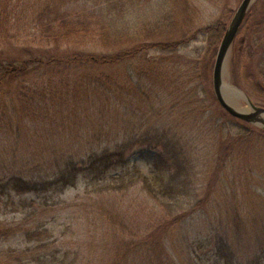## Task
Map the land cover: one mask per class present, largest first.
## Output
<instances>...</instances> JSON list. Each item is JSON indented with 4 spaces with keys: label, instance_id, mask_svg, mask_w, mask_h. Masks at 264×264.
Wrapping results in <instances>:
<instances>
[{
    "label": "rangeland",
    "instance_id": "rangeland-1",
    "mask_svg": "<svg viewBox=\"0 0 264 264\" xmlns=\"http://www.w3.org/2000/svg\"><path fill=\"white\" fill-rule=\"evenodd\" d=\"M186 1H160L173 12L175 29L169 40L184 38L179 47L144 49L138 56L123 58L114 65L44 69L46 72L37 75L43 100L38 99L40 93L32 106L19 99L16 106L22 118L13 127L6 119L0 121V182L10 174L47 176L65 167L71 156L87 158L106 149L114 151L125 141L134 142L126 151L129 167H137L140 171L133 169L137 174H149L148 159L155 151L150 153L137 138L155 130L174 138L184 150L189 167L184 173L190 185V193L184 197L188 206L206 198L200 209L186 215L182 225L170 229L169 252L177 264H193L188 251L207 236L213 239L214 226L222 231L219 221L228 223L232 219L228 213L239 212L247 224L264 215V133L256 129L251 136L240 139L238 134L252 125L232 120L218 102L212 78L221 40L214 43L204 30L218 22L228 25L242 0ZM144 15L136 22L141 35L135 42L127 39L107 45L86 36L62 43L64 50L55 53L85 50L128 54L125 51L130 52L134 45L160 39H145L148 27L157 29L156 19ZM236 36L230 56V80H237L238 86L264 107V0L255 1ZM38 47H48L52 52L56 46L31 43L26 36L0 39V52L9 56ZM240 104L247 106L244 101ZM215 171L220 173V180L216 179L218 175L214 177ZM82 176L76 185L64 190L59 206L46 207L42 213L44 195H3L1 225L15 227L18 223L34 225L41 221L54 229L52 237H43L46 241L54 247L69 243L68 247L85 257L90 255L91 264H109L117 260L120 251L127 250L128 246L118 248V236L133 243L148 240L157 230L163 211L148 197L140 175L134 183L127 180L123 185L119 181L115 190L103 191ZM21 199H27L25 209L18 203ZM28 212H33L30 219H26ZM249 228L255 231L251 224ZM249 239L240 252L244 260L252 258L257 250L255 238L250 235ZM38 242L28 240L21 232L9 238L0 236V251L25 249Z\"/></svg>",
    "mask_w": 264,
    "mask_h": 264
},
{
    "label": "trees",
    "instance_id": "trees-1",
    "mask_svg": "<svg viewBox=\"0 0 264 264\" xmlns=\"http://www.w3.org/2000/svg\"><path fill=\"white\" fill-rule=\"evenodd\" d=\"M160 1L165 0H0V39L14 37L17 40L22 37L31 39V43L55 44V50L40 48L34 52L29 48L19 56H9L0 52V121L8 120L12 127L21 115L16 102L20 99L30 106L41 94L39 100H43L40 82L37 81L38 74L46 72L44 69L64 66L65 69L73 67L88 66L89 64L114 65L126 57H135L145 49H156L158 51L171 50L179 47L180 40H169L174 35L175 24L173 12L170 8L161 6ZM167 1V0H166ZM187 2L186 0H184ZM160 2V4H159ZM184 4V3H183ZM186 6L184 9H186ZM144 16H152L156 19L154 29L148 27L145 39L149 37H160L158 41L147 42L144 37L140 45H134L128 54L106 53L96 54L85 50L67 51L63 44L75 38L91 36L98 38L103 44L116 45L119 41L127 40L135 42L141 33L136 22ZM165 22V24H164ZM227 23L218 22L209 25L204 29L210 33L214 43H218L226 28ZM5 35V36H4ZM32 48V47H31ZM27 55V56H24ZM233 61L232 74L236 77ZM40 76V75H39ZM235 79V78H234ZM236 82L237 80H234ZM68 85V83H67ZM38 103H41L40 101ZM231 116V115H230ZM232 117V116H231ZM240 120L232 117V120ZM241 121V120H240ZM19 123V120L18 122ZM264 133V129L252 125L251 128H244L239 138L251 136L255 130ZM155 130L153 133H142L137 138L138 142L145 143L150 153L155 151L154 157L149 158L151 172L140 173L137 167H129L130 158L126 151L133 145L132 141H125L121 148L110 151L104 150L101 153H94L87 158H74L71 156L66 160V166L47 176L40 178H28L21 174L6 175L5 180L0 182V198L15 195L34 193L44 195L41 212L46 207H57L62 203L61 194L69 186L78 183L80 175L100 189L115 190L117 182L126 184L134 183L136 176L143 181V188L156 203L161 211L160 222L156 231L139 242H130L126 238H117L118 248L127 247V250L120 251L117 260L109 264L134 262L144 264H177L169 249V232L178 224H183L186 215L200 209L206 198L192 206H188L185 194L190 193V185L185 176L188 171L184 160V150L170 138L165 132ZM180 147V148H179ZM135 169V170H133ZM219 176L216 178V176ZM214 177L220 180V173L215 171ZM128 185V184H127ZM218 189H215V192ZM209 193V191H208ZM24 209L28 206L27 199L18 202ZM7 204V202H6ZM33 212H28L26 219H30ZM232 219L227 222L219 221L223 225L213 227L214 238L207 236L199 240L194 250L188 251V258L193 264H264V215L261 219L252 218L249 223L254 226L250 230L247 222H242L239 212L228 213ZM0 222V236L11 237L19 232L23 233L30 241L40 242L32 244L25 249L9 248L0 251V264H91V256L80 254L78 250L64 246L54 247L51 242L43 237H52L54 229L46 226L40 221L39 224H17V226H4ZM44 225V227H41ZM251 235L257 242V250L252 258L244 260L241 255V248L245 247L244 242ZM58 238V237H57ZM213 242V243H209ZM131 245L129 246V244ZM208 243L211 246H208ZM207 245V246H205ZM167 252V253H166Z\"/></svg>",
    "mask_w": 264,
    "mask_h": 264
},
{
    "label": "water",
    "instance_id": "water-1",
    "mask_svg": "<svg viewBox=\"0 0 264 264\" xmlns=\"http://www.w3.org/2000/svg\"><path fill=\"white\" fill-rule=\"evenodd\" d=\"M256 0H242L235 14L227 25L221 39L213 71V86L220 105L232 116L264 129V107L256 104L249 94L241 87L232 83L230 60L236 35H238L249 11ZM232 91V99L226 95V90ZM244 101L247 106L242 107Z\"/></svg>",
    "mask_w": 264,
    "mask_h": 264
},
{
    "label": "bare ground",
    "instance_id": "bare-ground-1",
    "mask_svg": "<svg viewBox=\"0 0 264 264\" xmlns=\"http://www.w3.org/2000/svg\"><path fill=\"white\" fill-rule=\"evenodd\" d=\"M225 93L229 97V99H232L233 95H232V91L230 89H227Z\"/></svg>",
    "mask_w": 264,
    "mask_h": 264
}]
</instances>
